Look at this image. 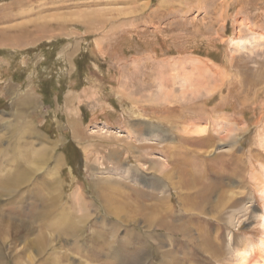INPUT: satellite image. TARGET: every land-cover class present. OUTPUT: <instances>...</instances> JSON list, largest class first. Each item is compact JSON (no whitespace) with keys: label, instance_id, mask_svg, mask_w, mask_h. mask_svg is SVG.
<instances>
[{"label":"rangeland","instance_id":"1","mask_svg":"<svg viewBox=\"0 0 264 264\" xmlns=\"http://www.w3.org/2000/svg\"><path fill=\"white\" fill-rule=\"evenodd\" d=\"M214 70L221 76H215ZM263 75L264 0H0V137L4 138L0 140V191L21 170L29 179L10 196L2 195L0 207L16 213L21 208V217L8 210L3 214L24 220L39 207L29 197L39 189L38 182L52 180V171L63 199L41 232L23 235L32 242L43 233L56 253L40 252L42 247L30 249L25 254L31 256V263L19 256L16 262L164 264L174 256V237L163 225L171 229L176 222L183 227L189 222L196 242L206 236L213 246L215 228L222 225L218 241L224 244L223 254L220 262L211 264H235L232 241L250 239L257 244L262 233L258 192L262 186L257 176L263 172L258 165H264L259 146L264 136L258 139L256 132L264 120L258 119L264 112ZM40 88H54L47 104ZM26 93L36 99L35 108L26 110L16 104ZM203 104L207 112L201 107L198 113L197 106ZM232 117L244 121L245 129L242 134L236 132L237 137L231 135L239 148L229 150L230 140L220 143L217 133L219 122L228 127L226 119ZM16 120L22 124L15 125ZM198 122L217 138L201 140L187 133ZM16 126H34L39 137L52 145L51 154L60 158L59 165L51 158L42 169L21 160L16 153ZM180 136L187 139L186 152L175 148ZM71 148L79 155L78 169ZM250 148L249 164L243 156L236 167L235 159ZM113 151L117 153L112 155ZM174 151L187 157L182 161ZM227 154H231L230 162L222 160ZM218 156L223 166L217 162L216 171L203 169ZM161 167L172 175L169 180L162 177ZM197 169L205 179L195 177V181L192 173ZM152 179L160 181L157 189L151 187ZM94 182L104 184L93 188ZM209 182L220 189L214 192L213 187L205 198L202 190ZM117 201L128 205L120 214L109 212L106 205H122ZM148 205L159 208L158 213H152ZM160 208L168 211L164 214ZM172 212L180 219L174 220ZM80 218L84 221L76 231L77 239L51 228ZM6 238L3 251L8 257L3 264H15L13 256L20 253L24 240ZM194 245L188 244L194 251L190 262L213 260Z\"/></svg>","mask_w":264,"mask_h":264},{"label":"bare ground","instance_id":"2","mask_svg":"<svg viewBox=\"0 0 264 264\" xmlns=\"http://www.w3.org/2000/svg\"><path fill=\"white\" fill-rule=\"evenodd\" d=\"M247 3V2H246ZM251 4V3H250ZM253 12V11H252ZM248 23V22H247ZM38 33V32H37ZM54 33V32H53ZM30 35V34H29ZM33 35V34H32ZM39 35V34H38ZM25 38V37H24ZM14 40V39H13ZM24 40V39H23ZM15 41V40H14ZM8 44V43H7ZM235 44V43H234ZM215 71V70H214ZM222 73V72H221ZM215 76L219 75L221 76L220 72H214L213 73ZM264 76V75H263ZM142 77V76H141ZM153 77V76H152ZM142 79V78H141ZM252 79V78H251ZM222 80H224V77H222ZM264 80V79H263ZM264 82V81H263ZM247 83V82H246ZM245 83V85H246ZM257 83V82H256ZM234 84V83H233ZM262 84V83H261ZM253 85V84H252ZM256 86V85H255ZM258 86V85H257ZM251 87V86H250ZM252 89V88H251ZM257 91V90H256ZM211 92V91H210ZM240 92V91H239ZM196 93V91H195ZM238 94V93H237ZM19 103H21L27 110V108H35L37 106V101L36 99L29 95V94H25L24 96L22 97H19L16 101V104L18 105ZM206 105L207 104H203V105H199L197 106L198 107V113H200L201 111H205L207 112V108H206ZM193 106V105H192ZM194 107V106H193ZM202 109L201 111H199L200 109ZM196 108V107H194ZM200 108V109H199ZM226 109V107H225ZM263 109V108H262ZM193 111H195V109H193ZM197 112V111H196ZM212 112V111H211ZM254 112V111H253ZM194 113V112H193ZM196 114V113H195ZM205 114V113H203ZM223 114V113H222ZM262 114V113H261ZM260 114V115H261ZM14 115V114H13ZM199 115V114H198ZM234 115V114H233ZM258 117L259 121L262 120L264 118V112L263 114ZM197 116V115H195ZM202 116V115H201ZM193 117V116H192ZM199 117V116H198ZM207 117V116H206ZM195 118V117H193ZM192 118V119H193ZM202 118V117H201ZM199 119V118H198ZM207 119V118H206ZM226 119L227 121V126H225V122L222 121V122H219L220 124H222V126L219 127V132L217 134H219V137H215V135L211 134L209 131H207V127H204L202 125H199V122L197 123L198 125H195L196 123L192 124L190 127L191 129H189L190 132H187V133H190L191 135L193 134L194 136H198L199 139L201 140H205L206 138H217L219 139V141H221L220 143H224L226 140H230V147H229V150L231 149H237L239 148L238 146V141H235V142H232L233 138L231 135H235V137L238 136V134L236 132L240 131L239 133H243L245 127L243 126V122H241L239 119L236 120V119H233L232 117V120L230 119ZM17 121V120H16ZM196 121V120H195ZM199 121V120H197ZM221 121V120H220ZM9 123V122H8ZM191 123V122H190ZM205 123V122H204ZM218 123V124H219ZM259 123V122H258ZM17 124H22L20 123L19 121H17ZM201 124V123H200ZM203 124V123H202ZM74 125V124H73ZM204 125V124H203ZM208 125V124H207ZM9 126V125H7ZM75 126V125H74ZM73 126V127H74ZM216 126V125H215ZM187 127V126H186ZM189 127V128H190ZM15 128V133H14V137H15V141H17V144H18V147H16V153L17 155L22 159L26 160V161H29L30 163L33 162L34 164H37L39 167H44L43 165H46L47 162H49V160L51 158H53V162L55 163V166L57 167L60 163V158L57 156H54L51 154V152L53 151V147L52 145L48 144V142L46 143L47 140H43L41 137H39V135L37 134L34 126H31V127H23V126H16L14 127ZM188 128V127H187ZM207 128V129H206ZM257 132H256V137H261V136H264V120H263V123L261 125H258L257 124ZM260 128H263L262 130H260ZM183 130V129H182ZM210 130V129H209ZM12 133V134H13ZM76 133V132H75ZM185 133V132H184ZM216 133V132H215ZM2 134V133H1ZM189 134V135H190ZM3 135V134H2ZM77 135V134H76ZM155 135V134H154ZM187 135V134H186ZM43 137V136H42ZM78 137V136H77ZM76 137V138H77ZM234 137V138H235ZM3 137H0V140L2 139ZM44 138V137H43ZM205 138V139H204ZM4 139V138H3ZM14 139V138H13ZM180 143H178L176 145V150H178V148H183L186 152V149L183 147L185 142H187L186 138H183L180 136ZM191 139V138H190ZM259 139V138H258ZM32 140V142H31ZM62 140V139H61ZM178 140V139H177ZM207 140V139H206ZM261 142L259 144L260 146V150L262 151V153H264V137L262 139H260ZM60 141V139L58 140ZM190 141V140H189ZM214 141V140H213ZM199 142V141H198ZM197 142V143H198ZM258 142V141H257ZM2 143V141H1ZM0 143V145H1ZM39 144L40 145V148H36L34 147V144ZM60 143V142H59ZM46 144V145H45ZM56 144L57 143H54L53 146L56 147ZM226 144V143H225ZM228 144V145H229ZM50 145V146H49ZM62 145V144H61ZM255 145H256V142H255ZM58 146V145H57ZM186 146V145H185ZM237 147V148H236ZM6 148V147H5ZM87 148V147H86ZM207 148V147H206ZM252 148V147H251ZM250 149H247L246 152L247 153H243L241 155H238V159L236 160L235 159V162H236V167H238V162H240L241 158L244 156V159H246V164H249L250 162ZM9 147L6 148V150H8ZM203 149V148H202ZM6 150H4L6 152ZM181 150V149H180ZM203 151V150H202ZM254 151V150H253ZM257 151V150H256ZM3 152V153H5ZM8 152V151H7ZM177 155L176 158L184 161L185 158L187 157L186 153L184 154H179V152H176L174 151ZM210 152V151H209ZM9 153V152H8ZM19 153V154H18ZM117 152L116 151H113L111 154L112 155H115ZM183 153V152H182ZM208 153V151L204 152L203 154H206ZM10 154V153H9ZM125 154V153H124ZM2 157H3V154H1ZM220 155V154H219ZM260 155V154H259ZM261 156V155H260ZM1 157V158H2ZM228 157V158H227ZM237 157V155H236ZM262 157V156H261ZM13 158V157H12ZM16 158V157H15ZM210 158V157H209ZM231 154H227L225 157L223 156L222 157V160L224 161L225 159H227V162H230L231 161ZM4 159H5V156H4ZM14 159V158H13ZM172 159V157H171ZM15 160V159H14ZM13 160V161H14ZM20 160V159H19ZM176 160V159H175ZM175 160H173L172 162L173 163V166L175 164V167H176V163H175ZM178 161V160H176ZM6 162V161H5ZM166 162V161H165ZM217 162L220 164V157H213V160L210 161L208 163H206L204 165V168L203 169H211V170H214L216 171L215 169V165L217 164ZM259 162V161H258ZM12 163V162H11ZM14 163V162H13ZM12 163V164H13ZM167 163V162H166ZM7 164V163H6ZM23 164V163H22ZM159 165H162L161 163ZM221 166H223L222 164H220ZM36 166V165H35ZM163 166L167 169L168 166H166L165 164H163ZM259 166V169L261 168V171H263L259 176H257V178L260 180V187L258 189V192L260 193V199H261V203H262V214L259 215V217L261 218L262 222H261V229H262V233H261V237L258 241L257 244H251L252 243V240L250 239H247V240H233L232 241V251L233 252H236V258H235V264H264V165L262 163H260ZM6 167V166H5ZM9 167V166H8ZM11 167V166H10ZM33 167V166H32ZM38 167V168H39ZM249 167V166H248ZM37 169V167H35ZM41 168H39V170H42ZM55 168V167H54ZM24 169V168H22ZM172 169V174L174 176V170L175 168H171ZM218 169V168H217ZM232 169V168H231ZM253 169V168H252ZM255 169V168H254ZM258 169V168H257ZM12 170V169H11ZM10 170V172H11ZM18 170V168H17ZM31 170V169H29ZM28 170V172H29ZM127 170V169H126ZM161 170L164 171L163 173V178L164 179H167L169 180V176H172L170 174L169 171H166L163 167H161ZM237 170V169H236ZM14 171V170H13ZM12 171V174L14 173ZM16 171V169H15ZM23 170H21L19 172L20 175L16 176L15 174H18V173H15L14 176H12L13 178L10 179V181L8 182V186H6L5 188H3L2 191H0V198L3 197V196H10L12 193L15 192V190L21 186H23L24 184L26 185V183L28 182V175L27 173H23L22 172ZM57 171V170H56ZM174 171V172H173ZM195 170H193V173L192 175L194 176V178H198V179H205L203 176V173H202V170H196L198 171V174L196 173V171L194 172ZM222 171V170H221ZM235 171V170H234ZM238 171V170H237ZM9 172V171H8ZM9 172V173H10ZM27 172V170L25 171ZM36 172V171H35ZM189 172V171H188ZM258 172V171H257ZM23 173V174H22ZM31 173V172H30ZM56 173V172H55ZM55 173L52 171L51 174H49V176H52V180H48V179H45L46 181H41V182H38V184H34L32 185V188L36 185L39 187V184H40V187L39 189H36L34 191V195L33 196H30L29 198H32L33 201H37L39 202V207L35 208L34 209H31L32 212L29 213V215H27V217H23L24 220H19V219H22V218H19V219H16L15 216H13L14 218H12L10 215H13L15 214L16 212L13 211L11 212L8 208L7 209H4V207H0V264H3V261L5 263V260L6 258L8 257L6 255V253H4L3 251V245L6 243L3 241H5L7 238L6 236L10 237L11 240L9 242H12V240H17V241H20V240H24L23 238V235L24 234H28V235H31V234H34L35 231L39 230L41 232L43 226L45 225L46 223V220L47 218L55 211L59 208V206H61L60 204L62 203V196L60 194V191H59V183L57 182L56 178H54L53 176L55 175ZM123 173V172H122ZM127 173V172H126ZM155 173V172H154ZM259 173V172H258ZM36 174V173H35ZM128 174V173H127ZM152 174V173H151ZM184 174V173H183ZM180 175V174H179ZM9 177L11 175H8ZM33 176V175H32ZM192 176V177H193ZM124 177V176H123ZM184 177V176H183ZM231 177V176H230ZM244 177V176H243ZM8 178V177H7ZM192 178V179H194ZM196 178H195V181H196ZM28 179V180H27ZM157 179V178H156ZM186 179V178H185ZM172 180V179H171ZM176 180V179H175ZM233 180V179H232ZM162 181V179H161ZM166 181V180H165ZM181 181V179H180ZM227 181V179H226ZM183 182V181H182ZM185 182V181H184ZM191 182V181H190ZM228 182V181H227ZM152 186L154 189H157L158 186L160 185V181H156L155 179H152ZM177 183V182H176ZM178 183H181V182H178ZM198 183V182H197ZM101 184H104V183H95L94 182V185L92 186L93 188L95 186L99 187ZM119 184V183H118ZM149 184V183H148ZM224 184V183H223ZM106 185V184H105ZM114 185V184H113ZM151 184H149L150 186ZM172 185V186H171ZM179 185V184H178ZM198 185V184H197ZM228 185V183H227ZM255 185V184H254ZM104 186V185H103ZM115 186V185H114ZM113 186V187H114ZM186 186V185H185ZM193 186V184H192ZM230 186H232V184H230ZM96 187V188H97ZM170 189H174L175 185H174V182L170 184ZM187 187V186H186ZM201 187V186H200ZM200 187H198V190L200 191ZM214 187V192L216 191H219L220 189V185L219 184H211L210 182L209 183H205V185L203 186L204 190H202V193H204L205 198L208 196V194L206 193H209L208 191H210V189H212ZM95 188V189H96ZM117 189H121L120 187H116ZM180 188V187H178ZM184 188V187H183ZM192 188V187H191ZM195 188H196V185H195ZM229 188V186L227 187ZM231 188V187H230ZM118 189V190H119ZM135 189V188H134ZM187 189V188H186ZM194 189V188H193ZM132 190V189H131ZM130 190V191H131ZM179 190V189H178ZM182 190V189H181ZM181 190L179 191V193H181ZM196 190V189H195ZM134 191V190H133ZM190 191H193V190H189ZM115 192V191H114ZM174 192V190H173ZM234 192V191H233ZM236 192V191H235ZM98 195H100V198H102L103 195L100 194V192H96ZM187 193V192H186ZM227 193V191L225 192ZM232 193V192H231ZM254 193V192H253ZM121 194V193H120ZM123 194V192H122ZM136 194V193H135ZM141 194V193H140ZM190 194V193H189ZM193 194V192H192ZM210 194V193H209ZM218 194V193H217ZM223 194V193H222ZM237 194H239V192H237ZM3 195V196H2ZM81 195V193H80ZM107 195V194H106ZM178 195V194H177ZM194 195V194H193ZM197 195V194H196ZM200 195V194H198ZM227 195V194H226ZM228 195H231L228 193ZM227 195V196H228ZM234 195V194H232ZM84 196V195H83ZM97 196V195H96ZM95 196V197H96ZM118 196V195H116ZM179 196V195H178ZM186 196V195H185ZM190 196V195H188ZM98 197V196H97ZM120 197V196H119ZM123 197V196H122ZM138 197V196H137ZM233 199L234 197L231 196ZM229 197L230 201L232 200V198ZM26 198V197H25ZM25 198H22L21 200L24 201ZM79 199L80 197H76V199ZM130 198V197H129ZM139 198V197H138ZM143 198V197H142ZM203 198V197H202ZM239 198V197H238ZM244 198V197H243ZM246 198V197H245ZM96 199V198H95ZM140 199V198H139ZM180 199V198H179ZM196 199V198H195ZM223 199V196L222 198ZM1 200V199H0ZM97 200V199H96ZM115 200V199H114ZM117 200V199H116ZM187 200V199H186ZM193 200V199H192ZM199 200V199H198ZM245 200V199H244ZM249 201H252L251 198L248 199ZM2 201V200H1ZM104 201V200H103ZM102 201V202H103ZM131 201V200H130ZM139 201V200H138ZM194 201V200H193ZM205 201V200H204ZM243 201V200H242ZM14 202H17V201H14ZM19 202V201H18ZM101 202V201H100ZM119 202V201H117ZM189 202V201H188ZM196 202V201H195ZM200 202V201H199ZM202 202V201H201ZM225 202V201H223ZM34 203V202H33ZM120 204L122 205H117L115 206L114 208H112L111 206L109 205H106L108 209H110L109 212L111 213H115V214H120V211H122L124 209L125 206H127L128 204L124 203L123 202H119ZM154 203V202H153ZM197 203V202H196ZM25 204V203H24ZM188 204V203H187ZM190 204V203H189ZM193 204V203H191ZM198 204V203H197ZM236 206L238 205L237 203H234ZM23 205V204H22ZM26 205V204H25ZM196 205V204H195ZM21 206V205H20ZM27 206V205H26ZM25 206V207H26ZM113 206V205H112ZM131 207V206H130ZM185 207H189V206H185ZM133 208V207H131ZM144 209V206L143 208L141 206L138 207V209ZM151 208L152 210V213L156 212V214L158 213V210L159 208L157 207H154V206H147V209ZM194 208V207H193ZM192 208V209H193ZM237 209V207H235ZM230 209V208H229ZM232 209V208H231ZM6 210H8L10 213V217L8 216H5V214L3 213H8L6 212ZM24 210V208H23ZM228 210V209H227ZM114 211V212H112ZM135 211H138L137 209H135ZM160 211H162L164 213L168 211L167 208H164L163 210L160 208ZM176 211V210H175ZM183 212V210H181ZM179 211V212H181ZM24 211H22V209L20 208L17 213L15 215H17V217L19 215H21V213H23ZM177 212V211H176ZM173 213L172 212V215L174 217V220L176 219H180L178 218V214L177 213ZM13 213V214H11ZM27 213V212H26ZM25 213V214H26ZM86 213V212H85ZM189 213V212H187ZM222 213V212H221ZM165 214V213H164ZM192 214V213H191ZM197 214H200V213H197ZM239 214V213H238ZM112 215V214H111ZM188 215V214H186ZM23 216V215H22ZM199 217V215H197ZM213 216V215H212ZM219 216V215H218ZM247 216V215H246ZM21 217V216H19ZM88 217V216H87ZM118 217V216H117ZM181 218L185 217L184 215L183 216H180ZM188 217V216H187ZM203 217V216H202ZM245 217V216H244ZM191 218V217H190ZM193 218V217H192ZM191 218V219H192ZM195 218V216H194ZM201 218V217H200ZM198 218V219H200ZM204 218H206L204 216ZM203 219V218H202ZM207 219V218H206ZM215 219V217H214ZM233 219V218H232ZM195 220V219H193ZM192 220V221H193ZM209 219H207L206 221H208ZM84 220H82L81 218L79 220H77L75 223L74 222H66V221H61L59 223H56L55 225L51 226V228L54 230L56 229V227L59 228V230L69 234L72 236V239H77L78 238V235L76 233V231L78 232L79 231V228H80V225L82 224ZM190 221V219H189ZM191 221V222H192ZM199 221V220H198ZM195 222V221H194ZM214 222V221H213ZM223 222V221H222ZM197 223V222H196ZM205 223V222H204ZM204 223L201 225V227H203ZM215 223V222H214ZM95 224V223H94ZM101 224V223H100ZM199 224V223H198ZM201 224V223H200ZM187 225L188 227H183L179 224H177L176 222V227L173 228L171 227L170 228H167L165 226V224L163 225V230L166 232V233H169L171 234V237H174V242H173V248H174V256L170 258V261L171 262H165L164 264H194L192 262L189 261V255H193L194 254V251L191 252L190 251V247L188 246V244H193L195 243V247H196V250L199 249L200 253H203L205 256H209L211 259V261L209 260H205L203 259L204 262L202 263H205V264H211V262H214V263H218L220 262V260H218V257H221L222 254H223V251H222V247L224 246L223 243H221V241L219 242V238H220V234L222 233V225H217L218 227L215 228V232L213 233V240L216 244V246H213V244L211 243V241L209 240L210 238H207L206 236H203L199 239H202L200 240L199 243L196 242L195 238L196 237H192L193 235H191V231L189 230V227H190V223L187 222ZM205 225L207 226V223H205ZM210 224H208L209 226ZM193 226V224H192ZM205 226V227H206ZM161 227V226H160ZM197 228V227H196ZM200 228V227H199ZM204 228V227H203ZM208 228V227H207ZM193 229H194V226H193ZM198 229V228H197ZM205 229V228H204ZM202 230V229H201ZM194 231V230H193ZM205 231V230H204ZM38 232V234L40 233ZM36 233V232H35ZM173 233V234H172ZM193 233V232H192ZM202 233H203V230H202ZM201 233V234H202ZM207 233V232H206ZM230 233V232H229ZM198 234H200L198 232ZM204 234V233H203ZM135 235V234H134ZM174 235V236H173ZM207 235V234H206ZM92 236V235H91ZM200 236V235H199ZM206 237V238H205ZM209 237V236H208ZM6 238V239H5ZM9 238V239H10ZM85 238V237H84ZM143 238V237H142ZM145 238V237H144ZM194 238V239H193ZM198 238V237H197ZM196 238V239H197ZM88 238H85V240H87ZM242 239V238H241ZM82 240V239H81ZM84 240V239H83ZM136 240H139V239H136ZM198 240V239H197ZM194 242V243H193ZM14 244V243H12ZM21 244H23V247H21V251H19L20 253L16 254L13 256L14 259H15V264H18V256L20 257L19 259H24L26 263H31V256L30 255H26L25 253H28V251H30V249H41L40 252H43L45 250H50L53 254L56 253L55 252V249L52 245V242H51V239L47 236H45L43 233L42 234H39V235H36L34 236V239L32 242L28 241L27 240H24ZM192 246V245H191ZM194 247V248H195ZM12 250H13V246H10L8 247V251L9 253H12ZM179 253V254H178ZM183 253V255H182ZM14 254V253H13ZM178 254V256H177ZM9 255V254H8ZM179 255L182 256L179 257ZM27 256V257H26ZM26 257V259H25ZM50 259V258H49ZM60 264V263H59Z\"/></svg>","mask_w":264,"mask_h":264},{"label":"trees","instance_id":"3","mask_svg":"<svg viewBox=\"0 0 264 264\" xmlns=\"http://www.w3.org/2000/svg\"><path fill=\"white\" fill-rule=\"evenodd\" d=\"M39 91H40V93H41V95L43 97L42 98L43 102H45V104H47V101H48V99H47L48 97L47 96H50L51 95L50 92H53L54 91V88L51 89V90L50 89L47 90V88H40ZM83 121L85 122V119L84 118H83ZM69 144H70V146L74 147L71 143H69Z\"/></svg>","mask_w":264,"mask_h":264},{"label":"flooded vegetation","instance_id":"4","mask_svg":"<svg viewBox=\"0 0 264 264\" xmlns=\"http://www.w3.org/2000/svg\"><path fill=\"white\" fill-rule=\"evenodd\" d=\"M72 151H73V153L75 155V157H74V166H75V169H78L79 168V164H80V158H79V155L75 152V150L72 149Z\"/></svg>","mask_w":264,"mask_h":264}]
</instances>
